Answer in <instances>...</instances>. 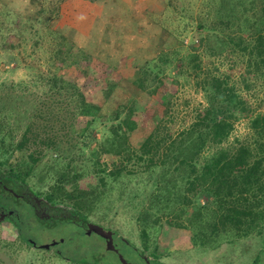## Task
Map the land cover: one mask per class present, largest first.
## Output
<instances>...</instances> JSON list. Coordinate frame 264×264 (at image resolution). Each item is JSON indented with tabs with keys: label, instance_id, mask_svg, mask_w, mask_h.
Listing matches in <instances>:
<instances>
[{
	"label": "trees",
	"instance_id": "obj_1",
	"mask_svg": "<svg viewBox=\"0 0 264 264\" xmlns=\"http://www.w3.org/2000/svg\"><path fill=\"white\" fill-rule=\"evenodd\" d=\"M54 1L29 0L35 11L17 17L23 27L32 31L29 39L34 38L33 48L41 46L45 34L52 35L47 60L53 63L55 59L59 63H53V73L49 67L44 75L35 76L29 82L22 80L17 86L37 87L40 82L48 86L53 94L59 89L69 90L70 97L77 100L75 116L83 117L82 126L78 127V132L74 131L82 143L89 142L95 139L92 124L105 118L101 111L109 96L94 104L86 99L75 83L56 73L59 66H64L65 71V67L82 63H76L79 57L70 54L71 45L66 35L47 23L50 4L51 17L57 15ZM6 5L0 2V43L4 51L17 47L7 36L12 29V19L9 15L11 9ZM207 6V14L212 18L199 24L205 33L199 40L189 42L191 48L185 57L178 56L183 44L176 50L159 54L153 66L161 69V76H158L157 70L153 73L152 67L147 68L148 62L136 65L131 72L119 69L120 77L115 86L114 83L108 84L109 90L103 93L119 88L118 82L121 81L122 87L126 84L138 92L145 90L157 95L162 91L160 101L163 104L168 100L166 90H162L165 80L178 82L166 70L174 62L175 74L191 78L202 95L203 102L194 108L192 121L177 132L172 131L164 119L167 110L165 102L161 119L149 129L142 142L134 146L129 134L137 128L136 107L129 106V103L114 106L109 114L111 120L117 121L113 134L99 142L97 148L98 152L111 154L114 159L111 166L106 163L102 166L98 159L91 157L99 188L90 193L76 188L79 174L73 163L64 165L65 161L59 153L60 136L47 131L41 135L39 131L42 129L31 131V123L26 124V129L19 135L15 134V127L9 126L6 121L11 109H7L5 99L0 98V198L6 196L9 202L15 199L5 191L4 186L20 190L25 181L23 174L26 178L32 176L36 163L51 151L59 156L50 169L54 170V174L45 185L37 184L41 188L39 193L43 195L42 205L48 214L47 217H36L41 227L52 226L55 222L51 219L56 215L82 229L89 222L88 215L107 191V180L117 182L121 177H136L143 187L137 194L127 193V199H130L128 204L136 206L135 219L142 243L139 253L156 255L154 248L149 249L148 238L159 232L163 220L187 231L191 244L200 248L216 249L222 243L251 235L264 236V0H207ZM19 43L22 44V40ZM200 52L209 57L229 56L234 65L238 63L235 67L237 72L215 73L199 62ZM61 54L66 55L58 58ZM6 57L17 60V56L11 53ZM233 76L236 78L232 79ZM238 80L242 82L240 87L237 86ZM4 84L5 81L0 78V87ZM47 113L52 119V114ZM243 118L246 119V133L228 143L235 123ZM48 130L52 131V128ZM95 152L91 150V156ZM17 207L11 204V212L16 211L20 218L8 219L15 225L18 237L28 242L25 231L29 223L22 220L21 212L24 211L17 210ZM25 218L28 219V215ZM56 251L58 257L66 258L67 264H98L96 259L63 257L60 250ZM107 264L122 263L118 258V263Z\"/></svg>",
	"mask_w": 264,
	"mask_h": 264
},
{
	"label": "rangeland",
	"instance_id": "obj_2",
	"mask_svg": "<svg viewBox=\"0 0 264 264\" xmlns=\"http://www.w3.org/2000/svg\"><path fill=\"white\" fill-rule=\"evenodd\" d=\"M202 1L158 0L159 3L156 6H158L159 11L150 14L155 22L170 29L177 39H182L179 40L183 44V48L178 50V56H186L185 54L191 48L189 42L199 40L205 33L203 29L199 28V24L208 18H212V15L207 14V0L204 4ZM0 2L7 4L8 6H6L11 9L9 15L12 19L10 23L12 29L7 36H10L12 44L17 46L4 51L1 49L0 43V78L5 81V84L0 87V98L5 99L7 109H11L10 117L6 118V121L9 126L15 127L14 133L17 135L26 129V124L31 123V131L42 129L43 131H39L41 135L47 131L49 134L60 136L59 153L62 156L61 159L65 161L64 165L73 163L72 165L79 174L75 183L77 189L95 193L99 188L97 175L94 173L95 169L93 170V158L94 160L98 159L102 166L105 163L111 166L114 156L98 152L97 148H99V142L113 134L117 121L111 120L109 114H111L114 106L119 103H129V106L136 107L137 128L129 135L131 143L137 146L142 142L149 129L161 119L163 110H165V102H167V110L164 119L168 121V125L174 132L181 130L185 124L192 121L194 108L203 102L201 92L197 91L199 89L196 88L193 80L187 79L184 75L175 74L174 62L166 70L172 73L178 82L165 80V86L162 87V90H166L165 96L168 95V100L166 98L167 101L163 104L160 101L162 91L158 92L157 95L149 94L145 90L138 92L126 84L122 87L121 81L118 82L119 88H113L114 90L110 93L103 94L105 90H109L108 84L114 83L115 86L117 78L105 76L109 70L106 64L85 57L82 62L75 61L82 64L65 67V71H63L64 66H59L56 72L68 82L75 83L86 99L90 102L93 101L94 104L109 96L105 99L106 102L103 101L105 105L101 111V115L105 118L96 120L91 126L95 139L82 143L75 131L78 132V127L82 126L81 119L83 117L75 116L77 100L75 97H70L71 92L69 90L59 89L60 91L57 93L54 89L53 91L56 93L53 94L48 86L40 82L37 87L17 86L22 80L29 82V79L35 76L44 75L49 71V67L51 68L50 71L54 72L53 67H55L54 64L57 60H53L54 64L47 60L52 35L47 36L45 34L41 46L37 49L33 48L34 38L29 39L32 31H28V27H23L22 21L17 16L25 15L29 11V13L34 12L35 6L29 0H0ZM47 12L49 14L47 23L49 22L50 27L59 32L57 27L65 25L55 23L53 20L55 16L51 17L50 15L52 14L51 4ZM20 40H22V44L19 43ZM70 45H73L71 41ZM80 47H76V49L71 47L70 54L75 58L85 56L81 51L87 53L86 50ZM9 53L17 56V60L15 61L12 57L7 58L6 54ZM63 55L66 54L58 55V58ZM200 56L199 62L212 68L215 73L237 72L235 67L238 63L234 65L229 56L223 58L209 57L207 54L202 55V52H200ZM136 60L139 61L140 59ZM3 61L5 62L3 63ZM153 65L152 62H148L147 68L152 67L151 71L154 73L157 70L158 76H161V69L154 68ZM235 78L236 76L232 77V79ZM128 84L131 85L130 82ZM241 84V80H238L237 86L240 87ZM47 112L52 114V119ZM35 114H37V118ZM44 116H48L47 119L43 118ZM245 126L246 119L238 120L229 136L228 143L236 137L243 136L246 133ZM49 128H52V131L48 130ZM87 142L88 145H85ZM91 150L96 151L92 156ZM57 156L49 151L44 157H41L34 167L32 176L26 178L23 174L25 181L21 188L31 192L37 198L43 199V195L39 193L41 188L37 187V184L43 183L45 185L48 183L49 177L54 174V170L50 169ZM59 161L60 159L56 165ZM142 187L143 183H140V179L136 177H121L117 182L107 180V191L103 194V198L94 211L88 215L89 222L96 223L113 232V242L127 262L136 264H264L263 235H251L231 243H222L216 249L200 248L191 244L187 231L176 228L165 220H163L159 232L148 238L149 249L154 248L156 255H151L148 252L145 255L139 253L142 243L135 219L136 206L128 204L130 199H127V193L128 195L129 192L137 194L136 192H140ZM10 202L13 207L19 206L16 208L17 210L19 208L20 211L24 210L21 212L22 216L30 211L28 204L22 200L11 199ZM41 213L42 210H40ZM14 214L16 215L17 212L15 211ZM25 217L22 220L29 223V225L26 224L25 234H28L26 239L32 236V239L39 244H50L52 241L55 243L50 244L48 248L33 247L18 237L16 227L9 222V219L0 221V264H67L66 258L58 257L56 250H60L64 254L63 257L96 259L98 264L118 263V254L114 250L106 249L104 239L95 232L86 234L77 225L69 223L66 219H59L56 215L53 216L54 219H51L55 223L52 226L49 224V227H41L40 221L32 215H28V219ZM61 239L63 241L58 242Z\"/></svg>",
	"mask_w": 264,
	"mask_h": 264
},
{
	"label": "crops",
	"instance_id": "obj_3",
	"mask_svg": "<svg viewBox=\"0 0 264 264\" xmlns=\"http://www.w3.org/2000/svg\"><path fill=\"white\" fill-rule=\"evenodd\" d=\"M157 1L55 0L53 20L65 25L57 28L73 43L71 47L86 50L75 61L90 57L108 66L106 77L118 78L119 69L131 72L136 65L158 61L159 54L182 45L170 29L150 16L159 11Z\"/></svg>",
	"mask_w": 264,
	"mask_h": 264
},
{
	"label": "flooded vegetation",
	"instance_id": "obj_4",
	"mask_svg": "<svg viewBox=\"0 0 264 264\" xmlns=\"http://www.w3.org/2000/svg\"><path fill=\"white\" fill-rule=\"evenodd\" d=\"M4 189L7 193L12 195L15 199L22 200L25 204H28V207H30V211H28L26 215H30V216L33 215L34 217H38L39 215L45 214L46 217L48 216V214H46V212L44 210L45 207L42 205L43 199L37 198L36 196H34V194H32L31 192L25 191L23 188H21L18 191H15L14 189H12L10 187L4 186ZM40 210H42L41 214H40ZM11 211H12V209H11L10 202L7 200L6 196H3V198L0 200V221L6 220L8 218H14L15 216L18 219L20 218V214L14 215V213H12ZM23 217H24V215H23ZM9 222H11V221L9 220ZM87 223L84 226H82L83 230H86ZM84 232H86V231H84ZM27 240H28V243L31 244V246H33V247L41 245L38 242H36L35 240H33L30 236ZM115 249H117L116 246L114 247L113 250L117 253V251ZM146 262L148 263L147 260H146Z\"/></svg>",
	"mask_w": 264,
	"mask_h": 264
},
{
	"label": "water",
	"instance_id": "obj_5",
	"mask_svg": "<svg viewBox=\"0 0 264 264\" xmlns=\"http://www.w3.org/2000/svg\"><path fill=\"white\" fill-rule=\"evenodd\" d=\"M86 234H90L91 232L97 233L99 236L105 239V246L106 249H114L115 245L113 243V232L111 230H106L102 226L88 222L86 225ZM55 241H52L50 244H54ZM48 243L41 244L40 246L43 248H48L50 246ZM117 251V249H115ZM118 258L122 264H136V263H130L125 260V258L122 256L121 253H118Z\"/></svg>",
	"mask_w": 264,
	"mask_h": 264
}]
</instances>
